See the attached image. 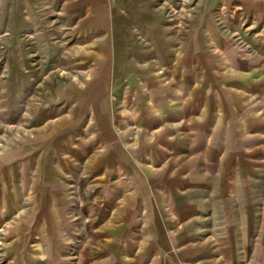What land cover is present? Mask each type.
Wrapping results in <instances>:
<instances>
[{
  "label": "crops",
  "instance_id": "0c3cea01",
  "mask_svg": "<svg viewBox=\"0 0 264 264\" xmlns=\"http://www.w3.org/2000/svg\"><path fill=\"white\" fill-rule=\"evenodd\" d=\"M221 2L247 53L204 21L105 96L88 76L75 106L11 121L8 264H264V0Z\"/></svg>",
  "mask_w": 264,
  "mask_h": 264
},
{
  "label": "rangeland",
  "instance_id": "374dc122",
  "mask_svg": "<svg viewBox=\"0 0 264 264\" xmlns=\"http://www.w3.org/2000/svg\"><path fill=\"white\" fill-rule=\"evenodd\" d=\"M234 12L221 0H0L1 143L27 107L75 106L88 76L105 96L113 72L122 79L139 70L135 61L169 59L191 31L197 43L205 22L236 54L247 53ZM3 241L0 230V264H8Z\"/></svg>",
  "mask_w": 264,
  "mask_h": 264
}]
</instances>
